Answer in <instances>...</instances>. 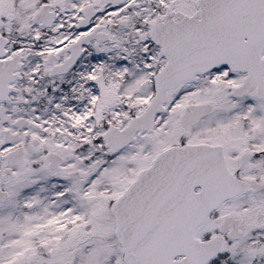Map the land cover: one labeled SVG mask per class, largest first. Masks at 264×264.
Listing matches in <instances>:
<instances>
[{"label":"snow or ice","instance_id":"snow-or-ice-1","mask_svg":"<svg viewBox=\"0 0 264 264\" xmlns=\"http://www.w3.org/2000/svg\"><path fill=\"white\" fill-rule=\"evenodd\" d=\"M0 264H264V0H0Z\"/></svg>","mask_w":264,"mask_h":264}]
</instances>
